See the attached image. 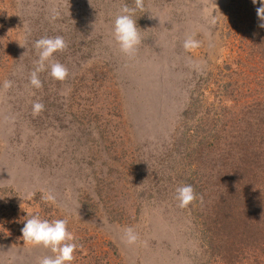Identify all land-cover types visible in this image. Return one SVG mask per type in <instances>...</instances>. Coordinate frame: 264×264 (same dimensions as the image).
<instances>
[{"label":"rangeland","instance_id":"374dc122","mask_svg":"<svg viewBox=\"0 0 264 264\" xmlns=\"http://www.w3.org/2000/svg\"><path fill=\"white\" fill-rule=\"evenodd\" d=\"M24 1L5 0L7 7L3 8L11 17L16 14L18 18L25 12L37 17L38 10L43 7L45 10V7L51 8L49 12L64 10L55 8L63 7L60 3L63 0H51L49 4H43L44 0ZM244 1L143 0V10H137L133 16L141 35L139 51L132 57L135 76L134 79L130 77L126 85L122 100L125 107L118 108L117 113L122 117H117L118 121L109 117L113 127L119 129L117 136L102 142L105 145H108L106 142L117 143L118 152L123 149L137 154L131 160L111 162L108 158L111 155H108L104 157L105 163L97 156L89 165L88 160L93 156L89 151L91 148L87 146L88 150H81L76 142L77 125L74 121L67 123V119L62 120L63 126L55 127L52 135L42 136V142L26 139L25 133L16 130L17 140L8 143L9 153H1L4 141L0 139V215L7 216H0V264H38L41 257L52 255L49 249L23 241L21 229L31 215L50 221L67 219L68 230L80 245L74 253L73 264H264V199L256 200L260 212L258 209L244 212L239 206L243 201L241 194L247 198L246 189L253 192L250 186L255 179L252 171L243 179L238 177L240 174L236 170L240 161L216 173L218 161L211 164L205 159L201 160L203 166L193 162L190 168L191 162L182 158L180 175L191 171L208 175L213 168L215 185L206 202L194 203V200L185 208L179 207L174 195L164 200L155 197L146 201L147 195L164 185L162 182L156 184L152 179H144L143 184L135 181L143 176V170L133 176L137 165L143 162L156 165L158 153L167 150L170 136L188 103L189 90L196 81L204 83L206 80L209 89L219 87L217 83L222 85L231 81L228 75L240 65L244 70H250L246 76V89L250 87L253 91L260 85L264 88V59L253 57L258 51L264 58V45L257 40L252 45L247 28L252 16L250 10H244ZM116 3L118 7L121 4L119 0ZM118 7L115 14L98 13L95 21V30L98 27L100 33L107 34L116 47L119 46L108 25L114 22L121 6ZM69 15V12L59 11L50 19H59L58 23L63 21L61 29L66 36L75 33L70 44H87L91 32H95L92 29L87 37L84 34L85 29L91 28L90 19L78 17L75 27L69 21L73 16ZM53 27L58 28L56 24ZM15 31L23 36L22 32ZM19 36L16 39L19 40ZM189 36L200 41V47L186 50L183 42ZM124 57L122 54L121 60ZM89 66L87 63V68ZM5 75L0 73V86L7 80ZM191 79L195 81L191 83ZM22 88L24 92L28 89L25 85ZM3 93L0 88L1 123L21 126L20 119L12 118L17 114L14 109L21 103L19 95L12 97L11 107L5 105ZM54 117L57 116L54 114ZM96 135L100 136L98 130ZM20 138L22 143L32 142L24 156L14 152ZM91 138L92 143L98 142L95 136ZM234 152L237 157L242 149L235 147ZM98 178L100 183L94 186ZM109 180L113 182L115 192H122L118 194L123 197V206H120L123 213L119 220H108L102 211L104 205L100 199L103 195L99 191L107 188L104 182ZM85 188L92 197L87 201L93 206L89 207L90 215L77 202L78 191H86ZM140 191L142 196L139 197ZM35 195H40L51 209L46 211L48 206L40 207L34 200ZM49 195L55 200L46 199ZM136 202L142 203L137 210L131 208ZM127 227L138 234L139 239L134 245L121 241L123 229Z\"/></svg>","mask_w":264,"mask_h":264},{"label":"trees","instance_id":"16d2710c","mask_svg":"<svg viewBox=\"0 0 264 264\" xmlns=\"http://www.w3.org/2000/svg\"><path fill=\"white\" fill-rule=\"evenodd\" d=\"M50 1L44 0L43 4H49ZM116 1L118 0H63L60 2L63 7L55 8H64V10L56 9L49 12L51 8L45 7V10L42 6L43 9L38 10L39 16L34 17L29 13L26 15L25 12L20 13L22 16L18 18L16 14L11 17L9 11L3 8V6L7 7L4 3L5 0H0V73H6L5 78L12 82L10 88L5 89L3 85L0 88L4 90L6 106L10 104L12 107V97L16 95H19L21 99L19 108L14 109L17 114L12 117L20 119L21 126H16V124L13 127V125L0 121V139L4 141L1 153L11 151L8 143L17 140L18 132L16 130L25 133L28 137H24L26 139L42 142L44 141L42 136L52 135L55 127L59 128L60 124L63 126L62 120L67 119V123L74 121L77 125L76 130L79 133L75 132L78 135L76 142L80 144L81 150H88L87 146L91 148L89 151L93 153V156L88 160L89 165H92L93 159H97V156L107 163L104 157H108V155H111L108 157L111 162L131 160L137 155L123 149L118 152L116 142V144L106 142L108 145L102 143L107 141L106 139H115L117 136L119 129L113 127L110 118H115L114 120L118 121L117 117H122L117 113L118 108L125 107L123 101L126 85L129 84V78L134 79L135 76L133 58L125 56L121 60L122 53L119 51V47L110 41L107 34L100 33L98 27L95 30L96 15L100 12L104 15L107 12L115 14L117 12L115 9L118 7ZM119 3H121V7L127 4L128 7L135 8V0H119ZM260 6L259 0L256 4H253L252 0H245L243 3L244 10H250L252 16L247 23V28L250 31L248 36L252 40V45L255 40L264 45V28L260 27L264 21H261L256 14V10ZM59 11L69 12V16H73L69 21L73 22L75 27L78 17L90 19L89 26L91 28L88 29L89 31L85 29L84 34L87 37L92 29L95 32H91L87 44L84 42L76 45L70 44L69 41L75 33L66 36L61 29L63 21L60 20L61 24L58 23L59 19H50ZM49 13L51 14L47 16ZM51 23L56 24L58 28H54V24ZM112 25L113 22L108 26L112 27ZM15 30L22 32L23 36H19ZM57 35L63 36L67 48L54 53L48 63L60 62L68 69V76L63 81H58L49 75L50 69L46 70L39 73L42 87L35 88L30 84V76L38 60V51L34 47V42L44 36L54 37ZM18 36L19 40L16 39ZM137 50L139 51V48ZM256 53L253 57L264 59L260 52ZM87 63L90 64L88 68ZM249 66L253 68V66ZM249 71L238 65L237 70L232 75H228L231 81H225L222 85L217 83L219 87L213 89H209V83L206 80H203L204 83L200 81L194 83V87L189 90L188 103L181 112L178 123L170 136L167 150L161 154L158 153V163L154 165L151 162H146V165L143 162L136 166L137 171H133V176L136 177L138 171L143 170V176L135 180L141 184L144 179H152L156 184L162 182L164 185L157 187L156 192L153 191L147 195L146 201L155 197H157L156 200L172 198L173 195L175 196L174 191L177 187L190 184L197 194L194 203L206 202V197L212 193L215 186L212 175L213 168L208 171V175L199 171L185 172L180 175L182 170L180 160L182 158L191 162L190 168L193 167L191 165L193 162L200 163L201 167L203 166L201 160L207 159L211 164L218 161L214 170L216 173L220 169L228 168L234 162L239 163L240 161L236 170L240 174L238 177L243 179L249 171H252L255 172V181L253 180L250 186L253 187V192L248 188L245 191L248 199L244 194H241L243 201H240L239 206L244 212L257 209L260 212V208L256 206L258 205L256 200L261 202L264 197H254L264 196V175L262 174L264 170V88L260 85V87L255 86L253 91L250 87L246 89L248 87L246 76ZM194 81L190 80L191 83ZM23 85L28 88L26 92L28 90L31 92H24ZM115 100L120 101L118 103ZM37 102L42 103L44 109L39 114H34L33 105ZM54 114L57 117H54ZM97 130L100 132V136L96 135ZM32 136L39 139H34ZM91 136H95L98 142L92 143ZM31 143L29 141L22 143L20 138L14 152H21L24 156L25 150L32 147ZM235 147H238V150L242 149L241 153H237V157L234 152ZM136 150L138 151V149ZM170 162H172L171 165ZM165 163L169 165L165 166ZM143 165L145 166L143 167ZM99 183L100 178L96 179L94 186ZM104 183L107 188L99 191L103 195L100 199L104 205L102 211L108 220H119L123 213V208L120 207L123 206V197L118 194L122 192H115L116 189L111 180ZM85 189L86 191L84 189L78 191L77 202L79 206L86 209L87 215H90L92 214L90 208L93 206L87 201L92 197H89V191L87 188ZM137 195L142 196L141 191ZM34 200L40 207L48 206L46 211L51 209V206L40 195H35ZM141 205V202H136L135 205H131V208L135 207L137 210ZM0 216L7 218L5 214ZM97 219V221L100 220L99 216Z\"/></svg>","mask_w":264,"mask_h":264},{"label":"clouds","instance_id":"9594fccd","mask_svg":"<svg viewBox=\"0 0 264 264\" xmlns=\"http://www.w3.org/2000/svg\"><path fill=\"white\" fill-rule=\"evenodd\" d=\"M260 7L257 8V16L264 21V0H259ZM253 4L257 0H252ZM143 0H135V8H130L125 4L121 7L119 13L115 16L112 25V38L119 46V51L131 58L141 43V35L138 30L136 19H133L137 10H143ZM264 28V23L260 25ZM34 47L38 51V60L30 76V84L35 88L42 87V81L39 73L49 70V75L58 81H63L68 76V69L60 62L48 63L54 53L61 52L67 48V43L63 36L54 37L44 36L34 42ZM186 50L200 47V41L187 37L183 42ZM12 82L6 80L3 82L5 89L10 88ZM34 114H39L44 109V105L37 102L33 105ZM197 194L190 184H184L176 188L175 199L179 207L185 208L196 200ZM46 199L54 201L55 197L49 195ZM67 219L46 220L38 215H31L25 219L21 234L24 242L33 246H42L49 249L52 255H45L38 260V264H73L75 260L74 253L80 247L75 242V236L68 230ZM139 237L131 227L123 229L121 241L126 245H134Z\"/></svg>","mask_w":264,"mask_h":264}]
</instances>
